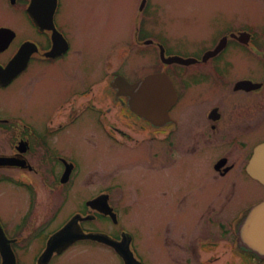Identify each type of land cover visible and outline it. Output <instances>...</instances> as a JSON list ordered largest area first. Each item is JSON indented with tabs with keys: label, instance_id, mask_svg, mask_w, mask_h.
Segmentation results:
<instances>
[{
	"label": "flooded vegetation",
	"instance_id": "obj_1",
	"mask_svg": "<svg viewBox=\"0 0 264 264\" xmlns=\"http://www.w3.org/2000/svg\"><path fill=\"white\" fill-rule=\"evenodd\" d=\"M30 1L8 0L12 7L23 5L27 16ZM60 3L58 0L55 17ZM146 4V0H141L137 9L134 44L153 48L160 64L162 48L166 57L190 61L188 65L163 66L176 67L172 76L175 101L166 114L160 91L154 93L153 107L145 104L139 109L123 89L115 83L111 86L114 77L120 75L113 72L109 91L99 94L93 86L85 88L68 104L60 105L57 110L60 119L56 124L50 121L42 134L23 115L0 116L3 146L0 145V181L29 192L20 215L7 220L0 215V226L14 264H88L75 261L74 255L91 251L111 256L114 264H146L134 234L121 221V214L136 200L137 190L126 191V186L118 182L107 186L78 184L80 174L74 161L50 147V138L87 112L100 121L110 144L133 151L140 149L142 169L156 176L159 197H168L162 182L171 187L170 200L165 203L172 205L175 214L158 225L154 264H264V256L245 249L238 240L242 221L255 205L264 201V185L246 170L256 148L264 143V82L254 74L258 68L264 69V50H260L257 41L261 35L248 27L231 28L211 45L196 49L189 56L168 54L161 42L147 37L140 41ZM29 20L36 38L20 37L14 30L0 35L2 68L20 54L24 44H31L25 49L28 54L25 70L8 85H0V89H7L37 61L56 63L70 51L68 37L55 23L69 49L63 55L46 56L52 47L51 32L38 29L30 17ZM238 57H245L243 66L250 70L242 76H232ZM188 71L192 81L187 83L183 74ZM229 74L232 77L224 79ZM215 76L221 79L222 91H186L195 90V86ZM258 84L261 87L253 86ZM147 94L148 91L141 92L144 102ZM64 107L70 110L65 120ZM114 112L118 122L114 121ZM194 159H206L208 164L203 172L196 173L199 180L195 187L188 186L187 172L170 176L179 160ZM46 163L50 166L42 167ZM34 179L42 182L39 189ZM242 180L256 184L263 194L246 197L240 190ZM211 184L215 186L213 189ZM56 188L60 192L54 196L55 202L38 199V190L50 195ZM69 191L78 192L79 200L66 212ZM82 191L87 193L83 196ZM127 196L133 202L127 201ZM24 255H28V261L23 260ZM0 264H3L1 250Z\"/></svg>",
	"mask_w": 264,
	"mask_h": 264
},
{
	"label": "rangeland",
	"instance_id": "obj_2",
	"mask_svg": "<svg viewBox=\"0 0 264 264\" xmlns=\"http://www.w3.org/2000/svg\"><path fill=\"white\" fill-rule=\"evenodd\" d=\"M140 1L60 0L55 23L69 39L68 55L52 64L37 61L7 89H0V116L23 115L42 134L50 121L56 124L60 119L57 114L60 105L68 104L85 88L93 86L99 94L109 91L113 72L134 83L147 75L166 71L174 81L176 67L164 68L153 48L134 44ZM146 7L145 20L141 23L142 36L163 43L168 54L189 56L196 49L211 45L225 31L246 27L261 35L257 41L260 50H264V0H148ZM0 28L14 30L20 37L36 38L23 5L12 7L8 0H0ZM244 58H237L232 76H242L250 70L243 66ZM187 73L189 71L183 76L188 83L192 79ZM254 74L257 80L264 82L263 67ZM232 76L226 75L224 79ZM220 80L215 76L195 86V90L186 91H222ZM67 107L62 112L64 120L70 113ZM114 121H119L115 112ZM104 134L100 121L87 112L50 138L49 143L51 148L74 161L80 174L78 184L107 186L118 182L126 186V191L137 190L134 202L127 196V201L133 203L121 214V221L134 234L137 249L146 264H154L158 225L175 214L172 205L165 203L166 199L170 200L171 187L162 182L168 197H159L156 176L142 169L144 161H141L140 149L133 151V148L110 144ZM49 166L50 163L42 165ZM206 166L208 168L206 159L179 160L169 173L174 177L176 173L181 176L187 172L188 186L195 187L199 180L196 173L203 172ZM242 182L240 190L246 197L263 194L256 184ZM33 183L38 189L42 184L38 179ZM59 192L58 188L52 189L49 195L40 189L38 199L55 202L54 196ZM86 193L82 191L83 196ZM77 195L75 191L66 192V212L77 204ZM28 199L29 192L25 189L0 181V215L4 220L20 215ZM94 252L76 254L75 261L114 264L111 256ZM23 260L28 261V255H24Z\"/></svg>",
	"mask_w": 264,
	"mask_h": 264
},
{
	"label": "water",
	"instance_id": "obj_3",
	"mask_svg": "<svg viewBox=\"0 0 264 264\" xmlns=\"http://www.w3.org/2000/svg\"><path fill=\"white\" fill-rule=\"evenodd\" d=\"M56 4L57 0H31L28 8V13L34 23L41 30H49L52 32L53 46L51 51L45 54L46 56L52 57L61 55L68 49L66 41L56 31L53 23ZM25 49H28V47H22L20 54L17 55L5 69L0 67V84H8L25 68L28 58ZM161 58L163 63L166 64L179 63L187 65L190 62L189 60L179 57L165 58L163 50L161 52ZM113 83L116 84V87L118 86L120 89H123V93L129 94L132 97L131 103L139 109H143L145 104L152 107L154 106L153 97H155V91L161 92L160 97L163 98L162 106L164 114H166L167 110L175 101L173 85L169 77L164 73L149 75L135 84H130L119 76ZM113 83L111 84L112 87L115 86ZM142 91H148L146 102H144L141 97ZM152 110H154V108H152ZM247 172L252 178L264 185V143L259 145L255 150L254 156L247 167ZM4 240L5 237L0 229V247L2 248L4 264H11L10 256L12 254L9 248L5 246ZM239 242L245 248L259 255H264V202L253 207L240 225Z\"/></svg>",
	"mask_w": 264,
	"mask_h": 264
}]
</instances>
